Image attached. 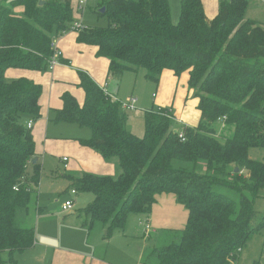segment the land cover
I'll return each mask as SVG.
<instances>
[{"label":"trees","instance_id":"obj_1","mask_svg":"<svg viewBox=\"0 0 264 264\" xmlns=\"http://www.w3.org/2000/svg\"><path fill=\"white\" fill-rule=\"evenodd\" d=\"M43 1L0 0V264H18L17 255L34 245L30 204H38L41 171L21 117H40L42 87L4 74L48 70L53 39L70 30L77 11L68 0ZM247 7L248 0H219L208 18L202 0H180L174 24L168 0H97L96 14L107 24L77 29L76 40L95 45L112 76L144 68L157 83L164 69L188 71L200 112L195 126L175 131L170 109L155 106L144 112L138 136L127 129L119 103L80 72L82 104L64 93L53 120L89 127L80 144L120 166L116 176L64 174L71 189L93 194L81 208L87 240L97 227L103 239L123 231L132 213L148 217L161 193L185 207L186 223L177 239L143 250V264H235L250 237L264 229V218L252 224L264 160L250 157V149H264V25L246 17Z\"/></svg>","mask_w":264,"mask_h":264},{"label":"crops","instance_id":"obj_2","mask_svg":"<svg viewBox=\"0 0 264 264\" xmlns=\"http://www.w3.org/2000/svg\"><path fill=\"white\" fill-rule=\"evenodd\" d=\"M218 1L202 0L205 14L208 18H212L217 13ZM259 1L264 2V0ZM75 3L76 1L73 5L76 7ZM21 10L22 7L20 6L15 8L18 13ZM83 10L81 12L76 11L75 20L78 21L79 17H82ZM246 17H248L247 11ZM260 24L264 25V23ZM76 37L77 30H68L53 39L52 49L59 48L62 51V59L66 62L68 61L69 64L61 63L53 69L44 71L8 68L5 71L4 78L10 81L26 77L39 83L42 87L39 98L40 117L36 120L29 116L21 117V122L24 125H26L27 121L33 120L30 129L35 144L34 163L40 164V174L42 173V167L53 163L52 167L58 170L63 169V175L79 176L88 172L98 175L116 176L120 173L119 162L116 158H104L97 150L80 144L79 139L88 138L91 132L81 131L79 127L82 126L76 123L56 122L53 120L55 116L54 109L62 107L61 97L64 93L72 94L78 103L82 104L85 94L79 84L80 72L88 75L104 92L115 99H118L117 97H119L118 95L123 90L122 87L127 80V77L125 78L127 72H124L119 77L112 76L108 72V59L97 56V47L80 43L76 40ZM188 77V71L176 75L170 69L162 70L159 81L155 83V90L151 92L149 98L135 95L138 98L137 106L141 107L144 112L155 106L169 108L172 113L173 129L175 131L180 130L175 123L182 125L181 128L183 126H195L200 118V112L197 109V98L193 96L191 91H188ZM132 88H134V84ZM132 94L133 92L127 94L126 98ZM142 116L144 123V113ZM127 124L126 122V126ZM63 158L66 159L63 160ZM28 170H32L31 165L28 166ZM38 189L39 183L37 186V203L39 197ZM76 193L75 191L73 194ZM65 200L68 199L66 198ZM65 200L59 206L53 205L54 211L58 208L63 210L62 207ZM71 200L73 203V199ZM180 207L183 208L184 217L178 221L177 216H172L171 211L178 213V210H181L179 209ZM40 210L41 207L39 206L38 214ZM66 212L73 214V204ZM49 215L43 211L38 216V219L36 218L35 242L31 248L27 249L31 251L35 249L33 258L37 261L36 263L33 262V264H143L141 262L142 249L138 251V256L135 258L132 251L125 248V241L119 237L123 236V238H126L125 233L119 235L114 231L109 238L103 239L100 237L101 232L98 231L88 242L83 220L78 223V221H75L77 219H72L71 222L74 225L66 226L65 233L61 234L60 237H56L54 234L49 233L48 231L50 230L47 229V218ZM140 215L144 216L145 224H148L152 229L171 231L184 227L187 211L182 204L176 201L172 193H161L156 196V201L152 205L148 217L145 214ZM141 220L144 221L143 219ZM146 236L150 237L151 234Z\"/></svg>","mask_w":264,"mask_h":264},{"label":"rangeland","instance_id":"obj_3","mask_svg":"<svg viewBox=\"0 0 264 264\" xmlns=\"http://www.w3.org/2000/svg\"><path fill=\"white\" fill-rule=\"evenodd\" d=\"M73 4L76 0H68ZM170 16L171 20L174 24H176L179 20L180 15V0H168ZM97 0H86V4L84 6L83 15L79 17L78 22L81 23L82 26L85 25H97L104 26L107 24L106 17L98 16L96 14L97 10ZM247 16L255 19L257 22L264 23V2L259 0H248L247 7ZM76 17V16H75ZM127 72L125 78L126 83L122 87L121 93L117 97L118 99L125 100L127 99V94H131L133 92L134 95H141L145 98H149L151 92L155 90V82L148 80L145 77V69L139 68L137 72L133 71H125ZM134 84V88H132ZM128 92V93H127ZM125 98V99H124ZM143 113L141 107H138L133 111H125L127 118V129L138 135L142 136L144 133V123H143ZM174 124V123H173ZM178 129H181L179 123H175ZM219 126L221 124L219 123ZM81 131L91 132L90 128L87 126L79 127ZM224 128H222L223 130ZM250 157L256 158L260 160H264V149L252 148L250 149ZM53 163H49V165L42 167V173L40 174V182H39V197L38 204L41 207L39 214L36 212L34 202L30 204L32 218L35 217L38 219V216L44 211L47 214H50L47 218V229L51 234H54L56 237H60L61 234L65 233L66 226L74 225L72 223V219H77L78 223H81V220L84 219L85 215L81 212V208L88 204L89 200L93 197V194L88 191H77L76 194L71 193V187L67 186L69 180L63 175L64 171L58 170L55 167H52ZM260 196L257 197L254 201V209L255 215L252 219V224L258 223L262 218H264V188L259 190ZM236 197V196H235ZM73 199V214L70 212H66L58 208L56 211L52 208L53 205H60L65 199ZM237 198V197H236ZM81 204H80V203ZM178 213L176 211H171L172 216H177L178 221L184 217L183 208L180 207ZM80 214V215H79ZM79 217V218H78ZM32 218L26 219L29 223ZM42 218V217H40ZM81 218V219H80ZM144 216L140 214H130L127 218L123 231H116V234L122 235L125 233V237L119 236L123 241H125V248L131 250L133 256L135 258L138 256V251L142 249L152 248L158 245L167 244L171 240H175L178 237V229H173L174 231H161L159 229H152L149 226V233L146 234L145 228V220ZM37 226V223L35 224ZM99 226V225H98ZM85 232L86 231V227ZM100 229L101 234L100 237H104V230L101 227H97L94 229L93 234L90 235L88 242L92 239L94 233H97ZM156 231V232H155ZM151 234V236H146ZM87 239V233H86ZM129 243V244H128ZM31 253H33L31 255ZM35 253V249L27 250L22 255H18L17 262L18 264H33L36 263V259H34L33 255ZM110 256V254H109ZM36 258V257H35ZM235 264H264V229L254 233L246 246L240 252L239 258Z\"/></svg>","mask_w":264,"mask_h":264},{"label":"built area","instance_id":"obj_4","mask_svg":"<svg viewBox=\"0 0 264 264\" xmlns=\"http://www.w3.org/2000/svg\"><path fill=\"white\" fill-rule=\"evenodd\" d=\"M86 4V0H76V10L78 12H81L84 9V6ZM75 20V19H74ZM83 27L77 20L74 21V23L71 25L70 30H77L79 28ZM52 44H54V40L52 42ZM61 63L64 64H69L68 61H64L62 59V51L59 48H55L53 49V53L52 55L49 57L48 59V69H53L55 66L60 65ZM106 93V92H105ZM107 94V93H106ZM112 100L116 101L119 103L120 107L124 110V111H133L137 108V102H138V98L135 95H129L127 97V99L125 100H119V99H115L113 97H111L109 94H107ZM33 123V120H29L26 123V127L27 128H31ZM179 137L181 139H184L183 134L179 133ZM66 158H63V160H65ZM15 189H17V186L14 187ZM71 193H75V190L71 189ZM72 200L68 199L65 200L64 204H63V210L67 211L68 209H70L72 207ZM145 232L148 233L149 232V225L145 224V228H144ZM240 250V249H239Z\"/></svg>","mask_w":264,"mask_h":264},{"label":"water","instance_id":"obj_5","mask_svg":"<svg viewBox=\"0 0 264 264\" xmlns=\"http://www.w3.org/2000/svg\"><path fill=\"white\" fill-rule=\"evenodd\" d=\"M43 2H44L43 0H39V4H42ZM99 11L104 12V7H101ZM34 161H35V158H33L32 163H34ZM235 171H238V168H235Z\"/></svg>","mask_w":264,"mask_h":264}]
</instances>
